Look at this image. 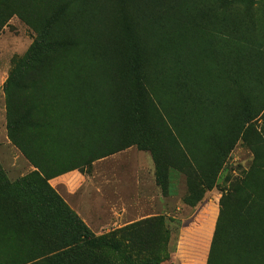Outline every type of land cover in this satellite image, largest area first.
<instances>
[{"label":"rangeland","instance_id":"374dc122","mask_svg":"<svg viewBox=\"0 0 264 264\" xmlns=\"http://www.w3.org/2000/svg\"><path fill=\"white\" fill-rule=\"evenodd\" d=\"M66 1L45 37L76 45L33 56ZM128 4L126 36L113 0H0V264H174L200 195L201 235L218 219L210 264H264V0Z\"/></svg>","mask_w":264,"mask_h":264},{"label":"trees","instance_id":"16d2710c","mask_svg":"<svg viewBox=\"0 0 264 264\" xmlns=\"http://www.w3.org/2000/svg\"><path fill=\"white\" fill-rule=\"evenodd\" d=\"M79 1L82 2L85 0H79ZM113 1L115 2V8H116L115 12L118 15V19H120V23L123 25V28L125 30L124 32L125 35L128 36L131 32L130 30L134 31L133 26L131 25L129 21V19H131L130 17L131 8H130V5L128 4V0H113ZM172 1H177V0H172ZM73 4L74 3L71 1H66L62 3L58 8L54 9L46 18L42 20L40 36L32 47L31 53L33 54V56H37L42 51H49L52 48H66V47H71V46L76 45L75 42L70 39L61 38V39H55L53 41H48L46 40V37H45L46 33L50 31L52 27H54L58 23V17L62 16L66 12V10L69 9V7L73 6ZM77 6H79V4H77ZM179 6L180 5H178L176 9H181L182 11H184L185 12L184 15L189 13L184 9V6L182 7H179ZM174 10L175 9H173V12ZM100 31H101V28H100V22H99V32ZM123 43L124 42H121V44ZM129 43L130 45L126 42L129 48L133 50H137L134 44H132L131 42ZM138 60H139V57L136 52L134 55V58L130 59V65L128 66V69L136 68L139 65ZM136 84L139 85V87L137 88L134 94L137 101L131 107L129 118L133 125H143L145 122V114L143 112V99L146 93L142 85L139 84V82H136ZM231 150H232V146L228 147L227 151H231ZM30 176H31V179L34 180L33 186H35L36 190L43 193V196H44L43 202H44V206L46 209H49L51 206H54L56 209H59L61 212H67L65 211V207L63 206L59 197L55 195L51 191V189L48 187L45 179L39 178L38 174H34V173H32ZM1 193L2 194L4 193V189L1 190ZM196 201L197 202H196L195 207L201 202V195L198 199H196ZM66 216H67L66 220L71 222L75 226L74 229H76V232L79 237V240H77L78 244H81L82 246H86L88 248H95L100 244L99 240H91L92 236L89 234L88 230L84 227V225L80 222L79 218L75 214L68 212L66 213ZM217 226H218V219L215 222V230L213 232V236L211 239L212 241L215 240V236L218 231ZM211 251H212V248L210 246L206 264H210V259L212 255Z\"/></svg>","mask_w":264,"mask_h":264},{"label":"crops","instance_id":"0c3cea01","mask_svg":"<svg viewBox=\"0 0 264 264\" xmlns=\"http://www.w3.org/2000/svg\"><path fill=\"white\" fill-rule=\"evenodd\" d=\"M137 179H139L138 175L123 177L124 181H135ZM205 203L206 200H203V203L200 202L195 208H188L190 215L181 219V227L178 231L173 252L174 264H206L212 232L201 235V213L205 211ZM185 207L184 205L176 207L174 212L178 213L181 209L184 211Z\"/></svg>","mask_w":264,"mask_h":264}]
</instances>
